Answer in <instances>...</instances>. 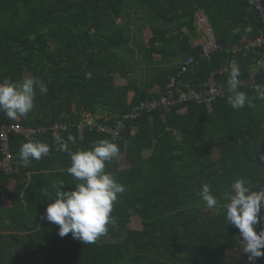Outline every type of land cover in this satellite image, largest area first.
<instances>
[{
    "label": "trees",
    "instance_id": "trees-1",
    "mask_svg": "<svg viewBox=\"0 0 264 264\" xmlns=\"http://www.w3.org/2000/svg\"><path fill=\"white\" fill-rule=\"evenodd\" d=\"M199 10L228 46L262 27L252 0H0V122L46 127L31 144L13 137L17 171H0V264H232L241 238L264 264V72L259 91L218 75L227 94L213 114L197 102L157 109L118 141L78 127L86 112L111 122L173 76L206 80L227 65L230 50L179 73L201 51ZM142 20L143 86L119 51ZM237 58L244 80L253 53ZM27 70L42 91L22 98ZM56 123L68 125L59 141Z\"/></svg>",
    "mask_w": 264,
    "mask_h": 264
},
{
    "label": "built area",
    "instance_id": "built-area-1",
    "mask_svg": "<svg viewBox=\"0 0 264 264\" xmlns=\"http://www.w3.org/2000/svg\"><path fill=\"white\" fill-rule=\"evenodd\" d=\"M254 8L257 10L261 19V30L253 38H248L241 42L225 45L217 40L213 24L203 10L196 13V28L199 36L193 44L201 47L199 56H189L180 65V74L195 72L203 59H211L216 53L230 50L231 61L217 70L211 72L206 80L191 81L179 80L173 76L158 96L146 98L135 104L132 109L113 119L111 122L106 117L101 120L98 114L86 112L84 118L78 122V127L82 131L85 128L109 133L113 141L121 139L128 122L141 117L145 113H153L157 109L171 111L173 108L188 102L203 104L208 112L213 111V104L227 94V89L218 84L217 77L228 73L231 75L232 84L237 87L247 84L251 89L259 91L263 82L259 77L264 72V0H252ZM120 21V20H119ZM253 53L251 71L248 78L242 80L238 75V54ZM66 123H56L53 126L56 141L61 139V130H66ZM46 131L42 125H24L21 122L4 123L0 122V171L7 175H12L17 171V163L12 151V138L21 137L27 143H33L40 134Z\"/></svg>",
    "mask_w": 264,
    "mask_h": 264
},
{
    "label": "rangeland",
    "instance_id": "rangeland-1",
    "mask_svg": "<svg viewBox=\"0 0 264 264\" xmlns=\"http://www.w3.org/2000/svg\"><path fill=\"white\" fill-rule=\"evenodd\" d=\"M144 26L141 28L139 27L135 31V40L134 42H130L129 45H127L126 48H121L119 51L121 54L129 59L132 62L131 66V75L130 77L132 79H135L141 86L145 84V82L148 81L150 74H152L151 65L152 62L147 60L146 54H145V44L152 35V23L149 20H142ZM180 61V60H179ZM162 65H166V63H163ZM26 80L25 83L20 85V96L23 98L24 96L31 97L35 94L42 91V87L40 85V82L38 83H30V73L27 70L25 74ZM118 83H126L127 80L125 77H118ZM153 91H157V87L153 89ZM4 93L0 92V97L3 98ZM146 154H150V151L147 150ZM142 226L141 219L139 217H134L131 223V227L135 229H140ZM111 239L110 237H107L105 239H102V241H106Z\"/></svg>",
    "mask_w": 264,
    "mask_h": 264
},
{
    "label": "crops",
    "instance_id": "crops-1",
    "mask_svg": "<svg viewBox=\"0 0 264 264\" xmlns=\"http://www.w3.org/2000/svg\"><path fill=\"white\" fill-rule=\"evenodd\" d=\"M227 256L232 264H257L250 256V251L243 238L239 239L236 245L227 250Z\"/></svg>",
    "mask_w": 264,
    "mask_h": 264
},
{
    "label": "water",
    "instance_id": "water-1",
    "mask_svg": "<svg viewBox=\"0 0 264 264\" xmlns=\"http://www.w3.org/2000/svg\"><path fill=\"white\" fill-rule=\"evenodd\" d=\"M212 114H213V112H212Z\"/></svg>",
    "mask_w": 264,
    "mask_h": 264
}]
</instances>
